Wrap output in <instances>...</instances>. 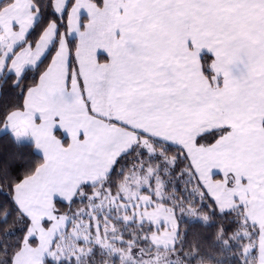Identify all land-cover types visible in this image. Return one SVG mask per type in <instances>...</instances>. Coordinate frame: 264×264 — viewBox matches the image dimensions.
Instances as JSON below:
<instances>
[{
	"label": "snow or ice",
	"instance_id": "obj_1",
	"mask_svg": "<svg viewBox=\"0 0 264 264\" xmlns=\"http://www.w3.org/2000/svg\"><path fill=\"white\" fill-rule=\"evenodd\" d=\"M5 96L22 103L0 104V264H118L105 220L130 264H199L184 241L210 228L212 264H264V0H0ZM25 140L42 163L21 177ZM129 172L134 202L110 183Z\"/></svg>",
	"mask_w": 264,
	"mask_h": 264
},
{
	"label": "trees",
	"instance_id": "obj_2",
	"mask_svg": "<svg viewBox=\"0 0 264 264\" xmlns=\"http://www.w3.org/2000/svg\"><path fill=\"white\" fill-rule=\"evenodd\" d=\"M64 24L67 23V19L63 21ZM35 39V37H33ZM31 80L28 81V84H31ZM22 103V101H16L11 96H5L2 101H0V104H6V103ZM207 140L202 141L203 143H209L212 142L215 137L210 133H207ZM24 143V151L27 156V161H19L17 164L13 165L14 174H19L21 177L24 176L26 172L30 170V168H34L39 166L42 161L40 160V154H38L34 149L31 148V142H23ZM14 151L12 144L8 140V136L6 133L0 132V164H3L9 160L10 154ZM134 159V158H133ZM20 164H26L25 168H20ZM131 177V179H129ZM140 181L142 184V176L140 173H132L129 172L127 176H125L123 179L119 175L116 177H112L110 180V183L112 184V193H117L120 191L117 190L116 185L119 183L121 186L126 183L127 185L133 187H136L139 189L140 184H137V181ZM106 221V232L109 234L106 237V240L108 241L110 247V251H117L119 254H122L124 252L129 251V248L123 247L121 248V245L119 243H114L111 239L112 233H113V223L114 221L111 220H105ZM217 224H223L225 228L227 227H233L231 224V220L228 221H215ZM122 228L121 225L116 224L115 231L118 233L120 229ZM183 231V227L181 229ZM133 231H135L133 229ZM226 233H224L222 230L216 229V228H210L207 231H202L199 236H192L189 237L186 241H184L185 249L188 255H196L197 254V247L199 248L200 254L202 256L201 260L199 261V264H212V261L208 260L205 257V253L208 255H216V249L213 247L216 241L222 239ZM234 239L236 237H233ZM21 237L17 233L12 240H10L8 243L11 245L10 251H18L16 249V245L19 243V240ZM118 239V237H117ZM127 242V237H125V243ZM249 244L248 241L241 242L242 247H247ZM195 245V246H194ZM235 247V246H234ZM236 255L239 254V252L235 253ZM254 254L258 255V252L254 250ZM0 259H6V257L0 256ZM111 263V260L109 261ZM122 263H128V262H118V264Z\"/></svg>",
	"mask_w": 264,
	"mask_h": 264
},
{
	"label": "rangeland",
	"instance_id": "obj_3",
	"mask_svg": "<svg viewBox=\"0 0 264 264\" xmlns=\"http://www.w3.org/2000/svg\"><path fill=\"white\" fill-rule=\"evenodd\" d=\"M24 142H30V141L25 140ZM38 154H40V153H38ZM81 178L82 179H87V178H90V176H82ZM66 179H70V177H66ZM50 182H52V181H50ZM99 190L100 189H97V191H99ZM21 192H22V203L25 205V207H34L36 205V203L38 202V199H39L38 196L36 195V193L31 188H29V189H21ZM115 194H116V196H119V195L123 194V195H125L126 197L129 198L130 202H134L135 196L139 195V189L136 188V187L132 188L131 186H129L126 183H124L121 186L120 191L115 193ZM108 199H110V200L113 199L111 193L109 194ZM58 207H59V205H58ZM75 207L76 208H81V209H84V210L87 209L86 205H77ZM61 211H65V210L61 209ZM251 213L257 214V212L255 210L251 211ZM97 223L99 225H102L104 227V230L106 231V226H105L106 225V221H97ZM91 224H92L91 221L82 220L79 224L75 225L73 228H71L69 230V239L71 240L72 237H76V236H79V237L83 238V236L85 234V230H87ZM171 235H174V234L173 233H169L168 234V236H171ZM101 237L103 238L102 242H103L104 246L107 249H109L110 245H109L108 241L106 240V237L104 236L103 232L100 234L99 237H95V239H100ZM50 239H51V233L46 234L45 235V240L47 241V240H50ZM158 239L161 242H163L165 239H167V237L161 236V237H158ZM29 243H31V242L29 241ZM32 248L35 249L36 246L32 245ZM85 251H87V248H85ZM115 252H117V251H115ZM120 255L123 258L122 262H125V261L128 262V263H122V264H130V257H131L130 251L124 252V253H122ZM25 258H26V253H20V256L18 257L17 264H24ZM109 264H111V263H109Z\"/></svg>",
	"mask_w": 264,
	"mask_h": 264
},
{
	"label": "crops",
	"instance_id": "obj_4",
	"mask_svg": "<svg viewBox=\"0 0 264 264\" xmlns=\"http://www.w3.org/2000/svg\"><path fill=\"white\" fill-rule=\"evenodd\" d=\"M81 23H87L86 16H84V15L81 16ZM216 178L219 179L220 177L217 176ZM253 210H255L258 213V209H255V208L254 209H251L250 212L253 211Z\"/></svg>",
	"mask_w": 264,
	"mask_h": 264
}]
</instances>
